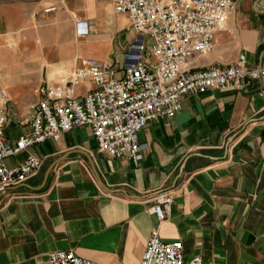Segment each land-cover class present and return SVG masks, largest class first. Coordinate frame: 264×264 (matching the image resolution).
Listing matches in <instances>:
<instances>
[{
    "label": "crops",
    "instance_id": "obj_1",
    "mask_svg": "<svg viewBox=\"0 0 264 264\" xmlns=\"http://www.w3.org/2000/svg\"><path fill=\"white\" fill-rule=\"evenodd\" d=\"M262 11L264 0H236L211 50L193 66H227L239 53L249 67L262 64ZM76 19L88 23L87 34ZM135 35L114 0H0V69L30 72L0 83L10 97L7 138L26 132L12 130V118L23 126L39 86L57 85L86 57L121 67ZM91 87L83 81L75 95ZM138 139L147 144L138 163L101 155L87 126L22 151L14 162L8 157V166L29 153L43 162L36 175L0 192V264H49L57 249L99 264H139L155 228L203 264H264L262 79L192 92L180 111L149 121ZM165 194L172 201L159 221L151 208Z\"/></svg>",
    "mask_w": 264,
    "mask_h": 264
},
{
    "label": "built area",
    "instance_id": "obj_2",
    "mask_svg": "<svg viewBox=\"0 0 264 264\" xmlns=\"http://www.w3.org/2000/svg\"><path fill=\"white\" fill-rule=\"evenodd\" d=\"M235 7L236 0H114V11L128 13L136 33L122 66L86 57L57 85L39 86L38 100L22 121L29 130L14 141L5 131L10 124V97L0 89V192L36 175L43 162L29 153L22 162L8 166V157L47 139L57 141L63 132L87 126L101 155L138 163L147 150V144L139 142V131L149 121L174 116L186 95L229 86L242 88L256 78L264 81V62L249 67L243 53L227 66H193L194 58L211 50L215 32L224 28ZM75 24L80 34L88 33L86 21L76 19ZM147 53L153 61L147 59ZM86 80L93 87L76 96L75 87ZM171 201L169 194L155 200L151 210L159 221L166 218ZM48 261L99 264L63 249L51 251ZM139 264H203V259L200 255L186 258L181 241H164L155 228Z\"/></svg>",
    "mask_w": 264,
    "mask_h": 264
},
{
    "label": "rangeland",
    "instance_id": "obj_3",
    "mask_svg": "<svg viewBox=\"0 0 264 264\" xmlns=\"http://www.w3.org/2000/svg\"><path fill=\"white\" fill-rule=\"evenodd\" d=\"M11 45H13V43H11ZM8 70L6 69V67L2 66V68L0 69V83H3V81H18L19 78L21 77H25L28 76L30 74V72L25 71L22 68H13L12 70L8 71L10 74L9 76H7L5 73ZM17 79V80H16ZM83 87L86 86V84H81ZM13 119V125L11 126L12 130H23V131H28L29 127L26 125H23V123L21 122V124L23 126H21L19 124V120L15 117L12 118ZM23 157V153L15 155V156H11L10 158L7 159V162H14L16 160H19Z\"/></svg>",
    "mask_w": 264,
    "mask_h": 264
},
{
    "label": "water",
    "instance_id": "obj_4",
    "mask_svg": "<svg viewBox=\"0 0 264 264\" xmlns=\"http://www.w3.org/2000/svg\"><path fill=\"white\" fill-rule=\"evenodd\" d=\"M262 13L264 14V11H262ZM48 171H49V169L46 170L45 176L47 175Z\"/></svg>",
    "mask_w": 264,
    "mask_h": 264
}]
</instances>
